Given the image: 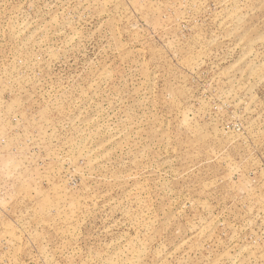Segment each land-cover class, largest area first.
Wrapping results in <instances>:
<instances>
[{
	"label": "rangeland",
	"instance_id": "1",
	"mask_svg": "<svg viewBox=\"0 0 264 264\" xmlns=\"http://www.w3.org/2000/svg\"><path fill=\"white\" fill-rule=\"evenodd\" d=\"M0 264H264V0H0Z\"/></svg>",
	"mask_w": 264,
	"mask_h": 264
}]
</instances>
